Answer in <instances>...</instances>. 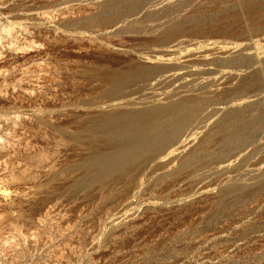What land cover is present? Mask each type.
Returning a JSON list of instances; mask_svg holds the SVG:
<instances>
[{
  "label": "rangeland",
  "instance_id": "374dc122",
  "mask_svg": "<svg viewBox=\"0 0 264 264\" xmlns=\"http://www.w3.org/2000/svg\"><path fill=\"white\" fill-rule=\"evenodd\" d=\"M125 1L0 0V264H264V0ZM199 99L151 152L118 137Z\"/></svg>",
  "mask_w": 264,
  "mask_h": 264
},
{
  "label": "bare ground",
  "instance_id": "6f19581e",
  "mask_svg": "<svg viewBox=\"0 0 264 264\" xmlns=\"http://www.w3.org/2000/svg\"><path fill=\"white\" fill-rule=\"evenodd\" d=\"M125 3L128 6L135 5L132 0H126ZM107 7L112 8L114 6ZM197 22L198 25L202 26L201 20H198ZM166 32V42L168 43L176 41L181 36H186L182 29L178 26H175L173 29ZM158 69L159 66H157L156 68H142L138 71V78L141 76H144V78L149 77L154 72L153 70ZM134 74L135 72H132L130 74L124 75L122 78L116 79L112 84L114 85L113 89L108 91L107 94L113 96L117 94L119 92V87L126 83L130 78H132ZM205 101V99H199L195 104L187 106L181 100H178L164 106H154L152 108L144 110H137V112L132 114L120 116L114 121V124L120 125L118 130V137L124 139L127 134L133 137V145L130 148L131 152L128 151L129 154H135L138 150L151 152L158 142H171L172 138L175 135H178L180 132H182L183 128L187 124H189L188 122L196 115V113H199L203 110V108L205 107ZM163 114L171 115L170 120L166 123H160L158 121ZM125 121H132L134 125L129 128H122L121 125ZM146 121L153 124L154 138H151V140L147 136V127L144 126V123ZM169 133H172L170 135H173L171 138H169ZM129 158L130 157L128 156L119 154H105L104 156H101L100 159L98 158L96 160L95 165L104 173H112L118 171V169H120L123 164H126Z\"/></svg>",
  "mask_w": 264,
  "mask_h": 264
}]
</instances>
